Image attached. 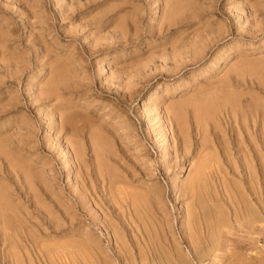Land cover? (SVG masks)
<instances>
[{"label": "rangeland", "instance_id": "374dc122", "mask_svg": "<svg viewBox=\"0 0 264 264\" xmlns=\"http://www.w3.org/2000/svg\"><path fill=\"white\" fill-rule=\"evenodd\" d=\"M260 105L264 0H0V264H264Z\"/></svg>", "mask_w": 264, "mask_h": 264}, {"label": "bare ground", "instance_id": "6f19581e", "mask_svg": "<svg viewBox=\"0 0 264 264\" xmlns=\"http://www.w3.org/2000/svg\"><path fill=\"white\" fill-rule=\"evenodd\" d=\"M254 6V5H253ZM252 6V7H253ZM7 38V37H6ZM255 67H256V65H255ZM239 68V67H238ZM237 74V73H236ZM233 91V90H232ZM192 95V94H191ZM233 95H234V93H233ZM211 97V96H210ZM207 98V97H206ZM236 99V98H235ZM239 99V98H238ZM257 100V99H256ZM246 101V100H245ZM237 102V101H236ZM241 104V103H240ZM239 104V105H240ZM243 104V103H242ZM260 106H262V105H260ZM205 108V109H202V108ZM225 107H229V108H231V109H234V108H237V107H240V106H236V103H235V101L232 99V97L230 96V95H228V94H224V95H220V96H218V97H216V98H212V99H210V100H203V102L200 104V109H202V110H205L206 111V113H209L210 114V111H211V113H212V109L214 110V113H215V111L217 110V109H221V108H225ZM259 107V106H258ZM245 108H247V107H245ZM240 109V108H239ZM259 109H261V111H260V116H262L261 118H262V122H263V124H264V106H262V108H259ZM233 113V112H232ZM216 115H217V113H216ZM246 116V115H245ZM260 116H259V118H260ZM198 120V119H197ZM246 120V119H245ZM87 122V121H86ZM262 124V125H263ZM73 125V124H72ZM262 128V127H261ZM206 130V129H205ZM92 134V133H91ZM220 136V135H219ZM252 138V137H251ZM97 146V145H96ZM255 150H258V149H255ZM211 154V153H210ZM74 155V154H73ZM259 155V154H258ZM213 161V160H212ZM259 164V163H258ZM262 168V167H261ZM264 168V167H263ZM224 171V170H223ZM211 174V173H210ZM212 181V180H211ZM209 182V181H208ZM240 182V181H239ZM220 188V187H219ZM256 189V188H255ZM225 190V189H224ZM4 191V190H3ZM2 191V192H3ZM258 191V190H257ZM205 194V193H204ZM250 197V196H249ZM248 197V198H249ZM112 198V197H111ZM243 198V197H242ZM0 199H1V197H0ZM204 199V198H203ZM235 200V199H234ZM200 202V201H199ZM205 202V201H204ZM251 202V201H250ZM212 203V202H211ZM252 203V202H251ZM261 203V202H260ZM204 204V203H203ZM250 205H252V204H250ZM262 205V204H261ZM131 206V205H130ZM4 207V206H3ZM145 207V206H144ZM255 207H256V205H255ZM255 207L253 208L252 206H251V208H249L246 212H245V217H248L249 219H247L246 218V221H249V220H251L252 221V223H255V222H264V217L259 213V211H257L256 209H255ZM217 208V207H216ZM257 208V207H256ZM261 208V207H260ZM220 209V208H219ZM232 209V208H231ZM259 209V208H258ZM237 212H238V210H237ZM216 214H217V216H215L216 217V220L218 221V222H223L224 223V221H222L224 218H223V215H222V213L220 212V211H217L216 212ZM234 215V214H233ZM243 215V216H244ZM243 216H241V217H243ZM214 217V216H213ZM214 217V218H215ZM243 219V218H242ZM6 221V220H5ZM12 221V220H11ZM209 222V221H208ZM217 222V223H218ZM237 222L239 223V224H241V222H240V218H238L237 219ZM212 223V222H211ZM216 223V222H215ZM5 224V223H4ZM185 225V224H184ZM222 225V223H220V226ZM241 227H244V226H241ZM216 230V229H215ZM39 235V234H38ZM61 238V237H60ZM208 238V237H207ZM210 238V237H209ZM227 238V237H226ZM45 242H47V241H45ZM51 243V242H50ZM50 243H48V244H50ZM54 243V242H53ZM9 244V243H8ZM61 244V243H60ZM124 244V243H123ZM200 244V243H199ZM42 245V244H41ZM10 247V246H9ZM69 248V247H68ZM241 248V247H240ZM38 249V248H37ZM66 249V248H65ZM60 250H63V249H60ZM17 251V250H16ZM87 251V250H86ZM204 251V250H203ZM54 252V251H53ZM72 252V251H71ZM98 252V251H97ZM118 252V251H117ZM50 253V252H49ZM89 253V252H88ZM94 253V252H93ZM93 253H92V255H93ZM204 253V252H203ZM57 254V253H56ZM43 255V254H42ZM55 255V254H54ZM59 256H60V254H59ZM91 257V256H90ZM238 258V257H237ZM172 260V259H171ZM215 260V259H214ZM67 261V260H66Z\"/></svg>", "mask_w": 264, "mask_h": 264}]
</instances>
